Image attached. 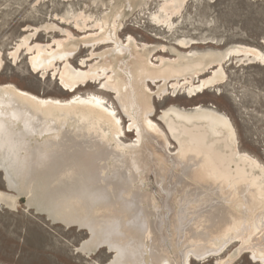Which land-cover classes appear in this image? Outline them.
Here are the masks:
<instances>
[{"label":"bare ground","instance_id":"1","mask_svg":"<svg viewBox=\"0 0 264 264\" xmlns=\"http://www.w3.org/2000/svg\"><path fill=\"white\" fill-rule=\"evenodd\" d=\"M142 1L149 6L155 0ZM188 1L164 0L153 19L173 30ZM121 17L68 15L62 23L87 36L61 30L65 39L55 46L33 45V36H26L11 53L16 61L25 49L32 69L53 71L72 96L42 97L0 84L5 182L53 221L88 231L80 251L106 249L115 255L109 264H231L245 254L264 264V163L241 150L229 116L203 105L172 106L155 120V95L181 91L194 99L221 86L228 56L182 54L172 47L178 58L168 59L158 56L165 46L139 44L132 36L121 45ZM198 44L177 43L182 49ZM82 46L92 49L90 59L75 67ZM230 53L264 66V51L255 47ZM91 85H98L97 92H78ZM128 132H136V139L128 140ZM150 181L157 185L155 195L148 191ZM6 192L0 191V202L15 207L17 195Z\"/></svg>","mask_w":264,"mask_h":264},{"label":"rangeland","instance_id":"2","mask_svg":"<svg viewBox=\"0 0 264 264\" xmlns=\"http://www.w3.org/2000/svg\"><path fill=\"white\" fill-rule=\"evenodd\" d=\"M162 2L164 0H155L146 6L142 0H0V52L4 60L0 84L11 83L42 97L70 98L72 95L62 89L53 71L44 73L32 69L31 55L25 49L16 61L11 53L26 36H33V45L52 46L56 40L65 39L61 30L73 31L76 38L87 36L75 30L73 24L62 23L60 19L68 15L71 18L73 14L84 13L100 17L119 12L122 14L118 32L121 45H126V40L132 36L139 44L165 46V52L158 56L168 59L178 58L171 52L172 47L182 54L214 51L228 56L225 64L227 79L221 86L210 88L194 99L186 98L181 91H170L164 98L155 95V120H161L163 112L172 106L217 108L232 120L241 150L264 163V66L250 64L249 57L243 54L233 56L230 53L240 46L264 51V0H189L182 13L173 19V30L153 19V15L160 12ZM51 24L58 25L59 29L46 30L45 27ZM36 29L39 33L34 36ZM178 40L188 43L193 40L199 44L182 49L177 45ZM91 52L92 49L82 46L73 65L78 67L80 60L88 59ZM97 88L98 85H91L78 92H97ZM124 121L128 128L130 122L125 116ZM128 135V140L136 139V132H128ZM146 185L155 195L157 185L153 181ZM0 191L10 192L18 198L15 207L0 202V264H109L114 258L115 255L106 249L91 255L81 252L79 248L90 238L88 231L55 222L48 214L30 206L26 196H18L8 186L1 171ZM237 247L225 253V258L235 254ZM175 250L171 251L173 256L179 253ZM231 264L259 263H255L250 254H245L236 257Z\"/></svg>","mask_w":264,"mask_h":264}]
</instances>
